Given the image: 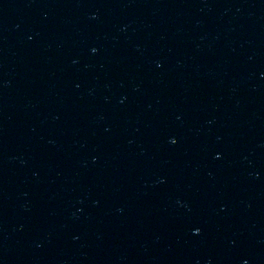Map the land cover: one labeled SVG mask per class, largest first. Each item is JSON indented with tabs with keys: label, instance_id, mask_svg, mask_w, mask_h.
Wrapping results in <instances>:
<instances>
[{
	"label": "water",
	"instance_id": "water-1",
	"mask_svg": "<svg viewBox=\"0 0 264 264\" xmlns=\"http://www.w3.org/2000/svg\"><path fill=\"white\" fill-rule=\"evenodd\" d=\"M0 264H264V0H0Z\"/></svg>",
	"mask_w": 264,
	"mask_h": 264
}]
</instances>
